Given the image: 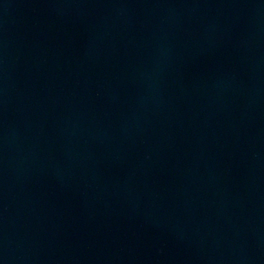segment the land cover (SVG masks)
Masks as SVG:
<instances>
[{"label": "water", "instance_id": "obj_1", "mask_svg": "<svg viewBox=\"0 0 264 264\" xmlns=\"http://www.w3.org/2000/svg\"><path fill=\"white\" fill-rule=\"evenodd\" d=\"M0 264H264V0H0Z\"/></svg>", "mask_w": 264, "mask_h": 264}]
</instances>
